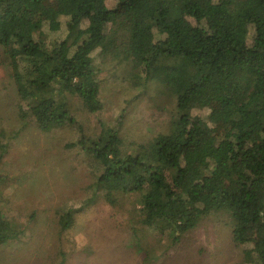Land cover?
<instances>
[{
    "label": "trees",
    "instance_id": "obj_1",
    "mask_svg": "<svg viewBox=\"0 0 264 264\" xmlns=\"http://www.w3.org/2000/svg\"><path fill=\"white\" fill-rule=\"evenodd\" d=\"M106 1L0 0V46L20 121L31 117L42 131L79 129L72 144L98 165L85 203L134 198L139 206L131 215L140 226L130 229L143 264L154 254L143 247L147 235L161 247L164 239L163 249L178 247L204 218L219 214L237 223V247L252 244L244 260L264 264V0H118L115 8ZM62 16L66 37L47 41L44 25ZM96 50L129 64L135 83L154 82L174 99L168 132L131 143L117 120L101 122L95 135L84 133L73 101L90 113L104 106ZM208 107L224 131L203 140V119L193 111ZM4 137L0 158L11 136ZM82 209H59L60 233ZM22 231L0 200V245Z\"/></svg>",
    "mask_w": 264,
    "mask_h": 264
},
{
    "label": "rangeland",
    "instance_id": "obj_2",
    "mask_svg": "<svg viewBox=\"0 0 264 264\" xmlns=\"http://www.w3.org/2000/svg\"><path fill=\"white\" fill-rule=\"evenodd\" d=\"M106 4L115 8L118 0H107ZM67 21L62 16L54 25L46 23L42 36L47 41L65 38ZM88 24L84 22L83 27L89 29ZM252 32L250 28L249 43ZM93 56L104 106L90 113L73 101L72 110L84 133L95 135L101 122L115 124L117 120L131 143L168 132L176 112L174 99L158 90L154 82L135 83L130 78L129 64L104 57L98 50ZM9 68L0 46V134L11 136L0 158V200L6 216L23 228L18 239L0 245V264H143L130 229L132 224L140 226L139 217L131 215L139 205L129 196L120 198L117 205L103 197L86 205L98 165L77 141L78 145L72 144L79 129L67 125L42 131L31 117L26 123L20 121L19 97ZM214 108L193 111L203 119V140L223 134V123L213 117ZM3 136L0 135V154L7 143ZM61 207H83L74 226L63 233L58 225ZM236 226L228 215H210L186 233L178 247L163 249L166 241L162 239L161 247L156 235H147L143 247L153 249L149 264H258L256 260H244V250L252 244L235 245Z\"/></svg>",
    "mask_w": 264,
    "mask_h": 264
}]
</instances>
